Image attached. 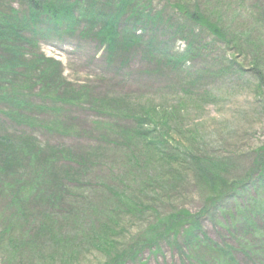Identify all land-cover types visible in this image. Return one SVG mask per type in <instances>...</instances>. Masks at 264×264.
Wrapping results in <instances>:
<instances>
[{
	"label": "rangeland",
	"instance_id": "374dc122",
	"mask_svg": "<svg viewBox=\"0 0 264 264\" xmlns=\"http://www.w3.org/2000/svg\"><path fill=\"white\" fill-rule=\"evenodd\" d=\"M91 4L102 7L96 12L105 19L114 15L107 0L82 3ZM141 6L152 17L160 11L161 19L170 18L166 26L180 32L192 28L181 8L219 26L222 42L198 34V43L209 44L198 66L221 61L232 69L193 87L192 58L172 70L122 40L123 49L115 46L109 55L101 26L85 18L59 41H42V53L62 64L60 83L43 77L41 67L0 78L5 92L19 86L21 95L0 100V153L3 141L20 150L0 172V264H198L196 239L220 251L248 242L230 230L234 210L217 206L245 204L248 190L258 201L264 197V0H143ZM150 32L167 41L159 26ZM170 39L174 52L193 42V36ZM157 64L163 76L148 84ZM30 139L58 151L43 158L46 166ZM186 213L197 218L192 235ZM39 217L46 223L35 234ZM257 238L264 242V234Z\"/></svg>",
	"mask_w": 264,
	"mask_h": 264
},
{
	"label": "trees",
	"instance_id": "16d2710c",
	"mask_svg": "<svg viewBox=\"0 0 264 264\" xmlns=\"http://www.w3.org/2000/svg\"><path fill=\"white\" fill-rule=\"evenodd\" d=\"M84 1L86 0H19V5H14V3L9 0H0V72L5 73L0 75V78L12 79V77L18 74L21 76L23 70L41 67L40 71L43 77L54 78L60 83L61 79L58 78L61 74L58 71L59 67L61 68V62L53 57L44 55L40 50V46L42 45V41L64 38L67 36L64 33L77 30L82 18L87 19L90 24L98 22L101 26L97 33L100 37V41L103 40V37L105 39L103 41L108 44L111 50L109 55L114 54L112 50L115 46L123 49L117 44L119 40H122L125 45L142 48L141 51L146 53V57L150 56L159 60L163 65V61H165L166 65H169L172 70H175L176 66L182 63L185 64L186 60L192 58L194 71L193 79L188 82L193 84V87L195 84H200L199 81H202V86H204L207 82L211 81L213 77L225 75V69L227 68L228 73L226 75H228L233 67L228 62L226 65L225 62L221 63V61L218 65H214L217 67L212 65H210V67L208 65L206 70L204 64L198 66V60L205 55L209 45L202 44L201 42L198 43L196 41L198 34H208L212 37L209 42L214 44L216 41L222 42L221 40L224 38L221 37L222 34L219 26L199 18L196 16L195 12L189 14L184 12L183 8L179 10L184 15V20L186 19L192 26V28L189 29L190 34H188L186 32H180V26L175 27V30L172 28L173 25L167 27L166 25L170 21V18L165 17V19H161L159 14L160 11L157 12L154 10V16L152 17L149 15L150 8L142 6L138 8L140 2L143 0H139V5L136 2L137 0H107L108 4L114 8V15L110 20L105 19L100 14V11L96 12V8H102L100 6L91 4L89 5V9H85V6L82 5ZM144 1H147L148 5L151 4V0ZM172 12L174 14L178 13L175 9ZM158 26L161 29V33L166 32V34H169L166 35L167 41L158 39L150 32L152 28L158 29ZM170 28H172V30H170ZM184 30H188V26L185 27ZM171 35H177L179 39L182 40H190V36H193V42H189L184 51L174 52L169 45ZM121 49V53L127 54L131 52V49L129 52L126 50L123 52ZM153 71L154 72L149 74L150 76L148 79L157 82L161 79V76H163L161 67L158 65ZM6 87L7 85L3 84L0 80V100L7 103L16 102V99L21 96L17 92L19 86H14V92L9 94L5 92ZM57 88L59 89L58 86ZM54 108L55 106L52 110H55ZM130 134L131 133H127L126 136L128 137ZM134 134L139 142L143 141L144 144L149 143L146 142V137H144V140L139 139L141 133ZM35 141V139H30V144L37 148V162H39L41 166H46V161L43 160V158H45L47 154L53 155L58 151L48 146H40L37 144V141ZM1 149L2 152L0 154L3 153V156L0 157V172L4 171L7 167H11L13 163L10 159H12L14 153L20 152V150L15 149L14 146L9 148L5 141H3ZM58 156H60L59 153ZM256 157L258 158L260 156L257 155ZM40 159L42 160L39 161ZM136 160H138L137 157ZM260 161L262 162V159ZM236 188L238 189V187ZM245 194H247L250 199L243 205H240L238 202L234 208L227 209L226 207H222L221 204L223 201H221L220 206H217L220 212L234 210L233 212H229L230 216H228V218H232L231 221L229 220V227L233 232H240V234L247 236L248 242L245 244V247L243 249H239L237 246L224 247L222 248L223 250L220 251V247L214 246L209 239L205 238L202 242L196 239L197 243L193 257L196 263L248 264V260H245V257H248V259L251 257L258 260L259 264H264V242H253V240L259 239L257 238L258 236L264 234V197L261 201H258L256 197L252 196L249 190L245 191ZM239 205L240 209H237ZM261 208H263V211H260ZM262 212L263 214H261ZM71 213L73 217H75V214L73 212ZM186 215L188 217L187 220L191 221L188 224L187 233L192 235V232H197V218L194 214L190 215L186 213ZM45 220L46 218L41 217L36 220L38 226H36L35 234L39 233L40 225L46 223ZM110 223L114 224V221H110ZM7 228L8 227L4 228L3 231ZM186 241V244L190 245L189 243L193 240L187 237ZM132 244L133 241H130L128 247L132 248ZM236 255H240L241 260H238L235 257ZM119 256L120 254L116 255L114 259H117ZM125 256H127V250L121 255V258ZM121 258L119 257L118 259Z\"/></svg>",
	"mask_w": 264,
	"mask_h": 264
}]
</instances>
